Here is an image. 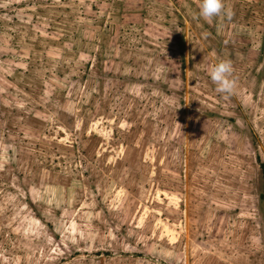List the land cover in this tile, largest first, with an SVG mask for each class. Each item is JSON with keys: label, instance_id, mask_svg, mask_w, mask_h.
Here are the masks:
<instances>
[{"label": "rangeland", "instance_id": "1", "mask_svg": "<svg viewBox=\"0 0 264 264\" xmlns=\"http://www.w3.org/2000/svg\"><path fill=\"white\" fill-rule=\"evenodd\" d=\"M199 4L0 0V264H264V0Z\"/></svg>", "mask_w": 264, "mask_h": 264}, {"label": "clouds", "instance_id": "2", "mask_svg": "<svg viewBox=\"0 0 264 264\" xmlns=\"http://www.w3.org/2000/svg\"><path fill=\"white\" fill-rule=\"evenodd\" d=\"M199 15L209 23L221 15L231 19L233 13L225 8L224 0H200ZM208 76L216 86L218 93L225 97L234 95L237 89V80L234 77V67L230 60H221L208 69Z\"/></svg>", "mask_w": 264, "mask_h": 264}]
</instances>
